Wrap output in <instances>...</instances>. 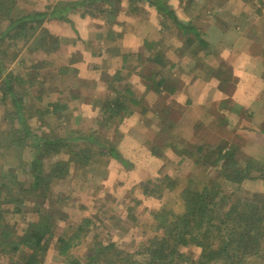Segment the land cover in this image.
Returning a JSON list of instances; mask_svg holds the SVG:
<instances>
[{"label": "rangeland", "instance_id": "374dc122", "mask_svg": "<svg viewBox=\"0 0 264 264\" xmlns=\"http://www.w3.org/2000/svg\"><path fill=\"white\" fill-rule=\"evenodd\" d=\"M14 1L13 15L52 13L61 2L72 10L64 14L70 23L56 18L44 22L43 27L62 41L51 54L34 51L30 44L24 45V40L16 45L6 39L0 44V85L13 76L19 94L8 93L4 98L0 91V177L9 171L29 189L38 159L44 176L39 194L46 197L40 204L52 206L57 235H72L81 227L88 231L73 249L74 256L85 262L87 256L114 244L112 251L102 250L100 262L108 264L115 256L116 264H121L120 256L133 254L140 264H148L149 255L140 250L154 236L164 233L157 230L161 223L156 211L165 208L181 212L184 189L197 190L216 177L204 156L213 155L219 146H235L241 164L251 158L242 149L247 144L242 139L217 143L207 138L217 136V128H208L209 120H217L216 112H208L211 117L206 118L201 107L193 106L201 105L202 94L205 99V93L212 89L231 94L238 85L232 49L241 40L242 47L245 43L260 45L252 42L255 37L240 38L241 34L250 32L253 36L256 32L253 15L262 11L264 0H248L246 6L242 0H164L184 24L199 18L195 24L210 43L206 48H199L192 34L183 33L172 18L159 14L146 0L131 5L124 0V10L115 11L114 18L104 11L111 10L110 6L101 1L84 5L81 2L86 0ZM7 24L6 19L0 31ZM117 71L122 74L120 82L113 81ZM161 77L167 79L157 93L150 79L158 83ZM127 89L141 101L140 105L131 106L132 114L122 121L116 118L107 123L102 102L125 95ZM173 89L176 92L171 93ZM17 101H21L19 108L15 106ZM50 105L65 108L52 115L45 112ZM177 121L179 128L173 131ZM16 129H20L21 141ZM93 135L99 139L87 165L81 153L90 150L87 142ZM112 146L132 168H125L107 154ZM57 164L65 169L62 176L68 173L66 177L59 175ZM222 185L223 191L229 192L233 184L223 181ZM233 186L237 198L264 195L262 179ZM29 192L32 202L25 203L23 213L6 206L10 211L2 218L18 234L38 218L39 203H33L34 190ZM181 251L194 260L201 254L195 246L182 247ZM12 259L18 256L0 251V264H9ZM246 261L264 264L257 257ZM41 264H68L58 253L55 240Z\"/></svg>", "mask_w": 264, "mask_h": 264}, {"label": "trees", "instance_id": "16d2710c", "mask_svg": "<svg viewBox=\"0 0 264 264\" xmlns=\"http://www.w3.org/2000/svg\"><path fill=\"white\" fill-rule=\"evenodd\" d=\"M97 1L110 6L111 10L105 9L104 11L113 18L117 15L115 11L124 10L122 6L124 0H86L82 1L81 5L95 2L97 4ZM128 1L131 5L138 0ZM146 1L150 6H155L159 14L172 18L183 33L192 34L198 41L199 48L210 46V43L203 38V31L195 24L199 18L198 20L193 18L189 24H184L177 19L174 11L165 4L164 0ZM15 5L14 0H0V27L4 20H8V24L0 31V44L6 39L12 40L16 45L24 40L26 42L23 41L24 45L30 44L34 51L41 50L47 54L55 52L61 46L62 41L43 27L44 22L48 18L69 22L66 15L72 10V7L61 2L58 3V11L55 8L52 13L34 11L28 14L18 12L13 15ZM107 34L111 36L113 32ZM121 76L120 71H117L113 81L120 82ZM12 77L10 76L9 80L3 81L0 85V91L3 90L4 98L8 93L19 96L13 85ZM166 79L161 77L158 83L155 79H150L152 87L157 93L160 91V86L166 83ZM171 91L174 93L176 89ZM20 103L21 101H17L15 106L19 108ZM140 103V100L133 97L131 90L127 89L125 95L122 93L113 99L104 100L101 109L104 112L105 121L109 123L116 118L121 121L127 118L132 114V112L129 113L131 106L137 107ZM63 107L65 108L64 105L46 106L45 112L57 115L60 112L56 111L62 110ZM15 132H20V129H16ZM27 133L29 135L30 131ZM19 139L20 141L23 139L21 132ZM98 139L96 135L89 137L87 145L90 150H83L81 153V156L86 158L83 162L87 165L90 163L91 150L97 149ZM43 143L51 144V141L43 140ZM214 152L213 155L208 154L204 158L212 164L216 171V177L209 180L208 183H204L197 190L190 191L189 187H186L182 192L183 210L181 212L175 213L176 211H169L165 208L156 211L155 216L161 223L157 230L162 229L164 233L154 236L140 250L141 254L149 255L148 264H245L246 260L253 257L264 262V195L255 193L237 198L239 197L237 189L233 186L247 180L255 181L257 179H262L264 183V163L249 158L247 164H241L242 162L237 159L238 150L235 146L228 149L219 146ZM107 154L120 161L125 168H132L129 161L118 153L115 146L110 147ZM214 155L216 158H213ZM39 163L41 162L36 159L37 171L32 166L31 171L36 172L33 176L34 183L29 189L23 183L15 180V174L9 171H5V176L0 177V251L7 255L18 256L17 260L12 259L9 264H41L55 240L58 253L68 264H104V262H100V253L102 250L105 253L112 251L115 247L114 244H109L96 254L87 256V261L84 262L74 256L72 251L80 245L88 231L81 227L72 235L64 233L57 235L56 218L50 211L52 206L40 204L46 197L44 193L39 194V191L42 192L40 187L44 181L42 167ZM63 165L68 167V163H63ZM56 166L59 168V173L61 172L59 175L62 176L65 169H60L63 167L61 164ZM67 174L66 172L62 177H66ZM223 181L233 184L229 192L223 191ZM158 186L160 185L158 184ZM169 187L172 188V186ZM30 189L34 190L32 194L36 195V201L33 203H39V205L36 204L37 207L39 206L37 208L38 218L29 223L22 234H18L14 228L10 227V224L3 222L2 218L4 213L10 211V208H6V206H12L11 209L15 213H23L25 203L32 202L29 195ZM148 195L153 196V194ZM44 203L49 204L48 202ZM190 246L201 249L198 260H194L191 256L190 258L189 255L181 251L182 247ZM112 259L113 261L109 260L110 262L107 263L116 264L115 256ZM139 261L133 254H123L118 258V262L121 264H140Z\"/></svg>", "mask_w": 264, "mask_h": 264}, {"label": "crops", "instance_id": "0c3cea01", "mask_svg": "<svg viewBox=\"0 0 264 264\" xmlns=\"http://www.w3.org/2000/svg\"><path fill=\"white\" fill-rule=\"evenodd\" d=\"M238 1L235 0V3ZM246 1L248 0H242L241 4L246 6ZM261 10L259 14L253 15L255 35L253 33L252 36L249 32L246 35L241 34L240 38L255 37L252 42L256 41L260 45L245 43L242 47L243 40H241L240 44L234 45L232 49L233 58L236 61V76L240 78L238 85L231 94L218 92L217 89L205 93V99L202 94L203 103L198 106L194 105L193 108L201 107L206 118L211 117L208 112H216L217 120H209L208 128L211 126L217 128L215 131L217 136L212 135L207 138L217 143L224 139H242L247 142L242 148L247 153V157L264 162V4ZM253 53L258 54L253 55ZM245 69L249 70L248 73ZM245 78L248 82L244 81ZM179 122L177 121L173 131L179 128ZM244 126H252V128L246 129Z\"/></svg>", "mask_w": 264, "mask_h": 264}]
</instances>
